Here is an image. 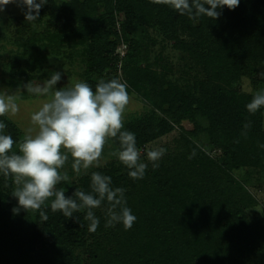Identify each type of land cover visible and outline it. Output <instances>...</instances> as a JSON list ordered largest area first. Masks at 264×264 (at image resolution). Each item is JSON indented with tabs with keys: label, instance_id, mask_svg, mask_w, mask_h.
<instances>
[{
	"label": "trees",
	"instance_id": "obj_1",
	"mask_svg": "<svg viewBox=\"0 0 264 264\" xmlns=\"http://www.w3.org/2000/svg\"><path fill=\"white\" fill-rule=\"evenodd\" d=\"M25 11L15 31L18 50L6 62L7 85L18 91L41 78L29 54L35 53L36 62L52 56L65 77L79 64L76 75L93 89L101 79L123 77L128 92L145 100L151 111L124 123L139 149L182 121L193 129L179 128L176 151L157 161L158 167L141 159L148 165L142 179L129 177V169L111 155L118 140H109V161L57 185L70 197L76 189L91 192L93 172L110 176L113 188L125 189L126 206L137 218L128 230L120 223L105 227L106 200L93 210L100 221L95 232L89 231L86 210L68 218L53 212L50 201L43 207L47 221L39 211L14 213V179L0 175V264H255L258 255L264 264V244L245 214V201L252 200L242 197L233 175L264 171V108L249 113L254 94L240 89L243 78L264 89V0H240L234 10L218 9V19L198 22L156 0H48L34 24L25 21ZM150 31L161 47L172 42L171 49L183 54L184 69L152 68L157 40ZM120 43L127 45L117 71L114 52ZM0 121L7 125L5 134L19 142L16 126L6 117ZM197 142L219 151L218 158Z\"/></svg>",
	"mask_w": 264,
	"mask_h": 264
},
{
	"label": "clouds",
	"instance_id": "obj_2",
	"mask_svg": "<svg viewBox=\"0 0 264 264\" xmlns=\"http://www.w3.org/2000/svg\"><path fill=\"white\" fill-rule=\"evenodd\" d=\"M48 0H0V12L11 3L26 9L25 21L34 24ZM167 5L180 15L198 22L201 17L216 20L218 9L234 10L240 0H156ZM207 6V7H206ZM62 73L54 72L41 86L25 85L26 92L50 97L30 116L31 126L17 142L5 134L7 125L0 121V175L12 177L15 189L12 195L18 200L17 213L39 211L43 221L48 220L43 207L50 201L53 212L59 211L71 218L74 213L86 210L85 220L89 221V231L95 232L99 218L94 209L107 201V222L105 227L120 223L128 230L136 222V216L126 206L125 189L113 188L110 176L93 172L91 192L76 189L72 196L65 195L61 182L69 181L66 171H62L72 158L71 168L79 175L82 170L99 167L105 146L109 140H118L119 148L111 153L129 169L128 175L134 180L142 179L148 165L141 160V150L137 147L135 134L125 130V112L131 101L128 85L120 79H101L95 89L84 81L70 87L57 88ZM16 93V92H15ZM8 91H0V117L16 116L20 111L19 97ZM249 113L255 114L264 108V89L257 91L246 105ZM251 122L244 124L245 132ZM14 147L16 150H14ZM260 147L264 148V144ZM166 153L164 148L148 150L147 160L153 168Z\"/></svg>",
	"mask_w": 264,
	"mask_h": 264
},
{
	"label": "rangeland",
	"instance_id": "obj_3",
	"mask_svg": "<svg viewBox=\"0 0 264 264\" xmlns=\"http://www.w3.org/2000/svg\"><path fill=\"white\" fill-rule=\"evenodd\" d=\"M39 2V0H37ZM24 8L21 6H18L17 3H11L5 7V10L2 13L1 17V26L4 30V38L0 39V82L1 79L4 80L3 84L0 83V91H8L10 94L15 93L19 99L18 103L20 105V111L16 116L12 117H6L12 124L16 126V128L19 131V141L22 139L23 135L25 134L28 127L31 126L30 116L33 112L38 110V108L41 106V104L50 97H45L42 95H34L31 93H28V98H24L26 96L25 93L26 90L25 85L28 83L24 82L21 87L18 88V91L15 90L13 86L7 85L6 82L10 80L9 72L6 67V62L8 59V56L11 52L18 50L17 44L14 43V38L18 37V35L15 34V31L19 28H21V25L23 21L19 19V16L23 14ZM14 18H18L19 20H15ZM151 36H153L157 41L154 47L151 49L150 52V62L152 63L153 69H158L160 64L166 65L171 64L173 68L181 71L184 69V66L186 64V59H180V55H183L177 50H172L170 45L172 42H169L167 44H164L163 47H161L159 42V37L156 36L157 34L154 31H150ZM17 38V39H18ZM181 38V36L179 37ZM120 45V44H118ZM117 45V46H118ZM127 45V44H125ZM30 61L31 63H36L37 73L38 77H41L37 80H34L32 82V85L34 87L41 86L45 80L49 79L51 74L54 72H60L62 71V76L60 82L56 85V87L62 88V87H70L74 85V83L80 81L78 76L76 75L79 70L80 66L79 64H75L72 68V74L69 77H65L64 69L59 70V63L57 60L51 57H47L46 60L41 61L35 59V53H31ZM156 56L160 57L162 56V59L160 61H155ZM184 57V56H183ZM65 69H67L65 67ZM173 75H178L175 71ZM177 77V76H176ZM122 82H125V80L121 79ZM240 89L245 93L255 94L257 91L262 90V86H257L254 83H252L249 79L243 78L240 82ZM22 97L20 98L21 94ZM131 101L126 109L125 112V121L130 118H139L144 115H147L151 111V107L146 104L145 100L138 96L134 92H129ZM179 128H182L184 131H191L193 129V125L189 123L188 121H182L179 126H175L174 130L170 132L169 134L162 136L161 138H158L152 143H149L141 150V156L144 154V156L141 157V159H147L146 153L148 150L156 149V148H164L166 149V153L162 156L168 155L170 153H173L176 151L178 143L180 142V134L181 131ZM200 147L210 156L218 158V155L220 154L219 151L213 150L211 147L205 145L204 143L201 144V142H197ZM109 155L108 149H104L103 157L99 162V167H102L107 161H109ZM72 158L69 156V160L67 161L64 169L62 171H66L69 176V181H74L78 175L72 170L71 164H72ZM92 168H96L95 166ZM92 168H89L88 170H91ZM88 170H82L80 174L87 173ZM79 174V175H80ZM234 178L240 185V187L243 190V198L244 199H251L252 203L248 204L245 201V214L247 221L249 225L252 227L253 230L258 234V241L260 244H264V171H253V170H245L241 169L239 171L233 172ZM68 181V182H69ZM70 183V182H69ZM14 208L18 207V200L16 199ZM29 212V211H28ZM18 214H24L27 213L25 210L20 209ZM261 259V257L257 256V262L255 264H260L258 261ZM262 260V259H261ZM247 264H252L251 262Z\"/></svg>",
	"mask_w": 264,
	"mask_h": 264
},
{
	"label": "built area",
	"instance_id": "obj_4",
	"mask_svg": "<svg viewBox=\"0 0 264 264\" xmlns=\"http://www.w3.org/2000/svg\"><path fill=\"white\" fill-rule=\"evenodd\" d=\"M125 51H126V45H124L123 43H120V45L116 48L114 52V56H116L118 59V62L116 64L117 71L120 70V64H121L123 57H125V53H126Z\"/></svg>",
	"mask_w": 264,
	"mask_h": 264
}]
</instances>
